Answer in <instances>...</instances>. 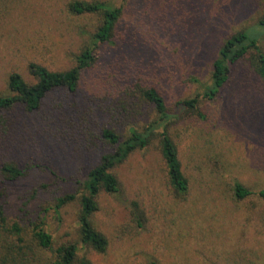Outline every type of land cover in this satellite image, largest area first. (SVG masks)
Masks as SVG:
<instances>
[{
  "label": "rangeland",
  "instance_id": "374dc122",
  "mask_svg": "<svg viewBox=\"0 0 264 264\" xmlns=\"http://www.w3.org/2000/svg\"><path fill=\"white\" fill-rule=\"evenodd\" d=\"M68 1L0 0V92L7 91L8 76L14 71L34 83L28 72L30 62L53 70L71 67L74 54L87 39L84 33L93 31L95 18L71 15ZM105 1L123 7L118 57L124 68L127 62L142 60L149 70L132 69L129 87L118 89L123 83L105 69L116 55L105 57L84 74L71 102L84 105L92 97L108 94L119 99L144 81L158 85L168 107L180 114L170 132L183 164L193 169V186L188 200L169 195L157 144L131 156L116 168L125 195L103 194L95 216V223L109 236L111 250L102 255L82 246L76 264L85 258L92 264H150L152 260L162 264H264V198L255 194L239 200L231 189L234 176L253 190L264 188V81L240 66L221 98L202 101L204 119L176 107L177 100L202 94L210 84L211 62L229 35L248 30L258 36L264 49V0H190L194 11L189 16L190 27L180 30L184 34L181 43L170 40L169 28L176 17L162 0ZM164 13L171 15L168 25L160 23ZM168 53L179 55L178 74L160 67L169 64ZM97 70L103 71L102 77L94 75ZM149 118L143 115L142 124ZM108 149L102 144L86 150L77 144L73 152L48 153L38 146L15 154L22 164L33 157L42 167L16 181L0 180V202L6 214L23 222L46 216L54 236L76 238L78 205L66 206L58 216L56 199L67 191H80L76 180ZM11 152L0 147V156H12ZM49 154L55 156L51 161ZM48 163L54 175L43 168ZM220 164L222 172L212 174ZM135 204L146 208L150 216L146 226L133 216Z\"/></svg>",
  "mask_w": 264,
  "mask_h": 264
},
{
  "label": "trees",
  "instance_id": "16d2710c",
  "mask_svg": "<svg viewBox=\"0 0 264 264\" xmlns=\"http://www.w3.org/2000/svg\"><path fill=\"white\" fill-rule=\"evenodd\" d=\"M162 1L169 5V11H173V17H176L169 28L170 40L181 43L184 37L180 33L181 28L190 27V14L194 11L192 2ZM66 8L71 15L95 18L93 31L84 33L87 39L79 46L68 69L53 70L44 64L30 62L28 72L36 80L34 83L17 71L9 74L7 91L0 92V147L12 151V156H0V180L2 183L16 181L42 167L33 157L21 163L23 160L15 154L22 155L27 148L40 146L42 152L53 150L59 153L64 149L73 152L77 144L86 150L103 144L109 149L100 153L83 178L76 180L80 191H67L56 199L54 210L58 216L66 206L78 205V234L74 239L54 236L47 227L46 216L36 219L38 221L25 222L9 218L4 204L0 202V264H76L82 246L108 255L111 250L109 236L95 223V216L101 209V196H124L125 189L116 168L136 153L149 151L155 144L169 195L176 200H188L193 186V169L183 164L178 145L170 132L172 121L180 114L168 107L158 85L144 81L135 84L129 95L118 96L119 99L108 94L92 97L84 105L71 102L80 91L84 74L105 57L116 55L105 69L113 72V79H120L123 83L118 89L129 83L132 69L142 72L149 69L142 60H137V63L130 61L131 65L127 62L129 66L124 68L125 63L118 57V25L123 16L122 6L105 0H69ZM169 17V13H164L159 18L160 23L168 25L171 21ZM178 57V53L175 56L168 53L166 63L169 64L160 66L161 69H169L171 75L178 74L175 68ZM211 63V82L204 92L176 101V107L184 109L188 116L197 115L204 119L202 101L221 98L240 66H245L256 78L264 81V49L258 36L248 30L229 35L217 48ZM157 71L158 68H155ZM102 72L97 70L94 75L102 77ZM143 115L150 117L144 124ZM109 119L119 123V126L111 124ZM45 140L47 142L43 144ZM54 157L48 156L50 161ZM227 165L224 164L226 169ZM43 168L54 175L50 163ZM215 172H222L221 164L214 168L212 174ZM233 179L231 189L236 199L242 200L255 194L264 198V188L253 190L243 179L237 176ZM135 205L137 209L132 211L133 216L139 219L138 224L146 226L150 218L146 208ZM81 263L92 264L86 258ZM150 264L162 263L152 260Z\"/></svg>",
  "mask_w": 264,
  "mask_h": 264
}]
</instances>
